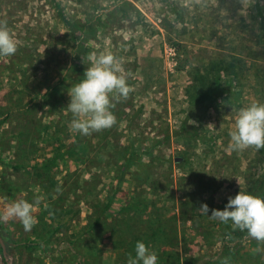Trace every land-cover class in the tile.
Instances as JSON below:
<instances>
[{"label": "rangeland", "instance_id": "rangeland-1", "mask_svg": "<svg viewBox=\"0 0 264 264\" xmlns=\"http://www.w3.org/2000/svg\"><path fill=\"white\" fill-rule=\"evenodd\" d=\"M254 2L0 0V21L18 45L0 56V211L24 199L37 219L30 231L18 219L0 222L7 263L128 264L124 254L141 238L179 264H264V242L247 233L221 257L220 226L231 222L199 210L223 209L238 191L264 197V147H229L239 110L264 103ZM58 9L73 24L91 22L94 37L69 32ZM71 35L87 48L77 66ZM102 53L122 61L131 90L112 101L115 124L85 136L71 129L68 91ZM217 75L233 90L188 114V85H213ZM79 138L78 153L41 167Z\"/></svg>", "mask_w": 264, "mask_h": 264}, {"label": "clouds", "instance_id": "clouds-1", "mask_svg": "<svg viewBox=\"0 0 264 264\" xmlns=\"http://www.w3.org/2000/svg\"><path fill=\"white\" fill-rule=\"evenodd\" d=\"M17 42L11 35L6 21H0V56H11L17 51ZM90 66L84 70L82 79L68 91V110L72 113L71 129L81 135L99 132L111 127L116 117L111 111L113 99L127 98L130 86L122 72L120 61L111 53L92 54ZM233 151H242L250 146L264 147V103H252L239 110L235 128L230 132ZM38 203V201L36 202ZM201 215L228 224L233 229L246 230L247 234L264 242V197L238 191L230 196L223 209L209 210L207 203L199 207ZM34 204L24 199L10 203L0 211V222L18 219L25 231L37 223L33 215ZM135 255L129 256L128 264H158L157 254L143 241H137Z\"/></svg>", "mask_w": 264, "mask_h": 264}, {"label": "trees", "instance_id": "trees-1", "mask_svg": "<svg viewBox=\"0 0 264 264\" xmlns=\"http://www.w3.org/2000/svg\"><path fill=\"white\" fill-rule=\"evenodd\" d=\"M254 6H255V11H256V16L259 19V27L261 28L262 31H264V11H263V7H262V2L261 0H255L254 2ZM59 10V9H58ZM60 14V17L62 19V21L64 22V25L66 27V29H68L69 32H72L73 30L77 29V32H80V35L83 36L84 34H89L90 36H93L94 34H96L97 30L96 28L93 26H91V22H77V23H72L68 17H66L62 10L58 11ZM100 25H104V21L101 20V18L97 17L96 20ZM94 37V36H93ZM74 44H73V49L71 51V56H72V64H74L75 66H77L76 61H85L86 57H84L85 55V47H83L82 45L80 46L79 43L76 42L75 37L73 35H71V39ZM81 62V63H82ZM215 69H217L215 67ZM195 79V78H194ZM65 78H62L61 81H64ZM205 80L202 78L201 79H195V81L191 82V84L188 85V87L186 88V92L188 93L191 101H190V109H189V113H192L194 110V107L204 104L206 102H208L209 100L213 99L214 96H216L217 94H226L227 92H231L235 86L234 81H229L227 87H222L221 82H220V75H217L215 77L214 80V84L210 86H207L204 84ZM54 92H57V88L54 87ZM237 97H239V92H237ZM240 98V97H239ZM238 98V99H239ZM186 120L183 121L182 125L184 126V128L186 129ZM186 132H188V130H185ZM169 134L166 133L164 135V138H168ZM80 138L76 139L75 142V148L71 147L74 144H72L71 146H68L67 148H65V150H60V151H55L54 153H52V156L50 157V159L46 160L45 164H43L41 167L45 168L47 166H53L55 164H57L59 162V159L62 158L63 156H65L66 154H75L78 153V149L76 148V144H78ZM133 163V162H132ZM124 171H121V175L119 176V185L121 183V180H123L124 176ZM119 187H117L118 190ZM114 195L112 194L111 196H109L108 198V202L106 203V207H110L112 204V200H113ZM130 208V207H129ZM247 233L246 230L241 231L239 229H233L231 228H225L223 225L220 226V230H219V234H220V239L222 241L221 244V257L227 256L229 255L231 252V247L233 241H236L238 239H240V237L244 234ZM0 236L1 238L4 237L3 233L0 231ZM144 236V235H141ZM136 240V239H135ZM137 241H141V238H137ZM143 242L147 245L148 239H144ZM227 244V245H225ZM131 255L134 256L135 252L133 250V252H131ZM124 257L126 258L125 260L128 262L129 256L127 254V252H125ZM172 257V258H171ZM192 258V257H191ZM190 258V259H191ZM187 260V259H185ZM195 260V259H194ZM180 262V258L177 256H170V254L167 255V258H162V257H158V264H179ZM187 263V261L185 262Z\"/></svg>", "mask_w": 264, "mask_h": 264}, {"label": "water", "instance_id": "water-1", "mask_svg": "<svg viewBox=\"0 0 264 264\" xmlns=\"http://www.w3.org/2000/svg\"><path fill=\"white\" fill-rule=\"evenodd\" d=\"M176 160H181V158L176 157ZM5 256H6V249L4 247V243H3L2 238L0 236V264H9L6 261Z\"/></svg>", "mask_w": 264, "mask_h": 264}, {"label": "crops", "instance_id": "crops-1", "mask_svg": "<svg viewBox=\"0 0 264 264\" xmlns=\"http://www.w3.org/2000/svg\"><path fill=\"white\" fill-rule=\"evenodd\" d=\"M137 15L138 16H141L142 15V13H140L139 11L137 12ZM142 17V16H141ZM102 19V18H101Z\"/></svg>", "mask_w": 264, "mask_h": 264}]
</instances>
